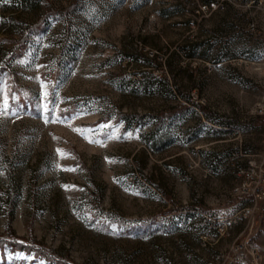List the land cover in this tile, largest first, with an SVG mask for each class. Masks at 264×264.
<instances>
[{
    "label": "rangeland",
    "instance_id": "1",
    "mask_svg": "<svg viewBox=\"0 0 264 264\" xmlns=\"http://www.w3.org/2000/svg\"><path fill=\"white\" fill-rule=\"evenodd\" d=\"M205 1L0 0V264L231 246L200 235L252 203L232 189L263 149L264 0ZM252 240L264 264V198Z\"/></svg>",
    "mask_w": 264,
    "mask_h": 264
},
{
    "label": "built area",
    "instance_id": "2",
    "mask_svg": "<svg viewBox=\"0 0 264 264\" xmlns=\"http://www.w3.org/2000/svg\"><path fill=\"white\" fill-rule=\"evenodd\" d=\"M226 1L207 0L200 8L207 12L224 8ZM254 113L264 115V99L255 104ZM237 175L239 178L232 190L251 197L252 203L206 223V229L200 235L203 242L218 244L225 238H231V246L213 251L206 259V264H261L263 255L252 237L257 206L264 198V139L262 152L249 154L243 163L237 165Z\"/></svg>",
    "mask_w": 264,
    "mask_h": 264
},
{
    "label": "snow or ice",
    "instance_id": "3",
    "mask_svg": "<svg viewBox=\"0 0 264 264\" xmlns=\"http://www.w3.org/2000/svg\"><path fill=\"white\" fill-rule=\"evenodd\" d=\"M6 108H7V103H6V101H5V103H4V105H3V109L6 110ZM46 122H48V121H46ZM77 131H79V130H77ZM89 142L91 143L92 141H89ZM57 151L59 152L60 150L58 149Z\"/></svg>",
    "mask_w": 264,
    "mask_h": 264
}]
</instances>
